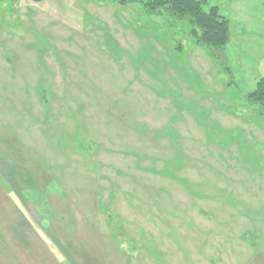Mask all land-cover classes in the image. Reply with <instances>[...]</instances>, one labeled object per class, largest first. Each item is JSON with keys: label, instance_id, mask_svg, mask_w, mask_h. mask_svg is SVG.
I'll return each mask as SVG.
<instances>
[{"label": "rangeland", "instance_id": "1", "mask_svg": "<svg viewBox=\"0 0 264 264\" xmlns=\"http://www.w3.org/2000/svg\"><path fill=\"white\" fill-rule=\"evenodd\" d=\"M141 1L0 0V264H69L48 235L88 228L116 264H264V111L247 98L264 0H203L229 21L213 57Z\"/></svg>", "mask_w": 264, "mask_h": 264}, {"label": "trees", "instance_id": "2", "mask_svg": "<svg viewBox=\"0 0 264 264\" xmlns=\"http://www.w3.org/2000/svg\"><path fill=\"white\" fill-rule=\"evenodd\" d=\"M42 1L44 0H27V5H35ZM117 1L121 4H137L138 2V0ZM141 2L146 16L148 17L166 13L172 16H179L180 18H188L189 22L194 27L191 29L192 37L197 43H202L212 47V56H216V50H222L230 40V27L227 18L219 12L216 6L210 7L207 11L204 10L202 5L203 0H142ZM38 95L42 106L47 110L50 91L47 90L45 86L40 85L38 87ZM247 98L260 104L262 106V110L264 111V75L256 81L253 90L248 93ZM77 150H80L82 154L86 156L90 152V149L86 151L85 146ZM165 166L174 167L175 162L173 159L166 160ZM146 170L153 174L171 176V178L174 179L172 173L166 168L156 169L152 167L146 168ZM50 179L51 177L46 175V180L51 183L52 181ZM52 183L48 186V188L53 187ZM201 195L203 194H198V196ZM203 196L205 197L206 195ZM49 216L50 215H47V217Z\"/></svg>", "mask_w": 264, "mask_h": 264}, {"label": "crops", "instance_id": "3", "mask_svg": "<svg viewBox=\"0 0 264 264\" xmlns=\"http://www.w3.org/2000/svg\"><path fill=\"white\" fill-rule=\"evenodd\" d=\"M85 230L87 232L82 233L79 231L73 235L70 230L61 231L54 235V237L51 235H48V237H51V241L57 250L61 249L62 259H64V261L66 260L69 264H116V257L114 260L111 257L112 255L109 254L111 247L104 244L100 245V241L90 233V228ZM44 231H46V229ZM32 232L30 229H27V235L21 233V235L25 237L23 240L26 241L27 237L31 235ZM60 236H62L63 239H60ZM60 241H63L64 244ZM34 243L42 245L40 239H36ZM114 253L115 251L113 254ZM43 258L45 259L46 264H61V262L57 261L50 252H46Z\"/></svg>", "mask_w": 264, "mask_h": 264}, {"label": "flooded vegetation", "instance_id": "4", "mask_svg": "<svg viewBox=\"0 0 264 264\" xmlns=\"http://www.w3.org/2000/svg\"><path fill=\"white\" fill-rule=\"evenodd\" d=\"M98 146V145H97Z\"/></svg>", "mask_w": 264, "mask_h": 264}]
</instances>
